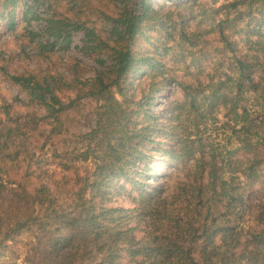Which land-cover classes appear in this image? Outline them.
Wrapping results in <instances>:
<instances>
[{"label": "trees", "instance_id": "16d2710c", "mask_svg": "<svg viewBox=\"0 0 264 264\" xmlns=\"http://www.w3.org/2000/svg\"><path fill=\"white\" fill-rule=\"evenodd\" d=\"M53 1L61 0H32L24 15L40 4L53 11ZM70 1L73 9L88 10L85 1ZM109 1L114 11L101 10V29L62 16L47 20L55 40L40 43L42 49L68 45L69 28L83 29L87 53L101 66L74 99L56 95L55 76L12 77L44 108V118L52 119V135L62 134L61 115L76 101L91 99L96 109L94 124L75 134L74 145L53 143L60 171L52 174L26 146L18 126L0 129V252L15 235L36 231L43 249L29 264H264V210L261 227L248 234L240 225L242 211H235L243 202L235 181H256L264 168V0H212L221 2L213 10L223 13L218 32L232 54L229 71L194 85L173 79L185 99L172 103L169 114L157 108L169 81L146 34L165 33L162 47L168 53V38L178 34L176 11L180 39L196 45L203 35L192 29L203 22L193 13L198 0L159 6L150 0ZM14 14L12 8L2 14L9 28ZM234 35L241 36L242 48ZM220 110L240 125L231 135L236 148L205 157L185 119L193 117L198 130ZM196 152L197 171L172 192V172Z\"/></svg>", "mask_w": 264, "mask_h": 264}, {"label": "rangeland", "instance_id": "374dc122", "mask_svg": "<svg viewBox=\"0 0 264 264\" xmlns=\"http://www.w3.org/2000/svg\"><path fill=\"white\" fill-rule=\"evenodd\" d=\"M8 0H0V129L7 125L20 129L18 133L24 140L27 147L36 152V157H40L42 166L52 174V171H60L57 166V159L54 158L52 151L53 145L58 146L74 145L75 134L85 132L95 121L96 102L84 98L74 103V106L61 115L62 134H50L52 119L44 118L45 110L35 101L31 100L24 88L12 77L18 75H29L35 73L38 77L44 78L48 75L56 77V83L52 84L56 95L63 101L69 102L74 99L78 89L84 86V82L95 75L96 70H102L95 58L89 55L87 50V37L83 29L70 27L68 33L71 35L70 44H57L48 49H42L40 43L54 41L50 37L47 29V20L51 17H66L72 22L78 21V25L94 26L98 29L104 27L105 21L102 19L101 10L108 12L114 11V6L109 0H76L85 1L87 11L73 9L70 0L53 1V11L47 8L46 4L33 6L27 16L24 15L28 6L32 5V0H11L8 7ZM138 1V0H136ZM155 6L170 4L167 0H150ZM205 7L202 9L199 5ZM221 2L212 0H198V5L194 6L193 13L197 19L203 18L200 27L192 26L196 32L203 33L202 39L196 45H189L180 39L179 29L180 18L174 12V20L177 22L178 34L174 39L168 38V45H173L168 53H164L162 41H166V34L157 30L149 32L152 36L150 47L157 48L155 56L160 59L164 75L169 81L167 94L161 98V104L157 108L162 113L169 114L172 110V103L181 101L184 98V91L172 82L173 79L192 83L201 79L206 83L210 77H218L220 73L228 70V62L232 54L225 48L220 41L219 19L222 12L214 13V8ZM15 10L14 27L9 28V20L3 19L2 14L8 13L10 9ZM202 10L205 12L201 15ZM53 12V13H52ZM189 11H187L188 13ZM59 17V18H60ZM192 22V20H191ZM193 23V22H192ZM231 39L239 42L242 48L244 42L241 36L234 35ZM141 47L146 44L144 39L140 40ZM207 56V58H202ZM200 58V62L193 64L195 58ZM110 62H108L109 64ZM233 114L226 110H220L213 114L196 130L192 120L185 119L188 131L197 132L192 138L201 141L203 149L207 153L205 157L225 153L226 149L236 148L234 130L240 125L233 121ZM187 133V131H185ZM231 140V144L230 140ZM45 142V146L41 148ZM54 143V144H53ZM197 146V145H196ZM237 155H241L240 152ZM201 154L196 152L194 158L186 159L179 164L168 182L171 190L176 191L188 180L189 174L197 171V164H201ZM60 175L57 173V178ZM236 191L241 195L243 202L238 201L235 211L241 210L243 218L239 219L240 225L246 234L261 227L260 218L264 210V168L261 178L249 182L241 178L235 181ZM124 207H129L130 202L121 203ZM241 215V213H239ZM237 215L238 217L240 215ZM237 217V218H238ZM235 219L236 216L232 217ZM6 250L0 252V264H29L30 259L39 257L43 247H38L39 236L36 231H26L15 235Z\"/></svg>", "mask_w": 264, "mask_h": 264}]
</instances>
